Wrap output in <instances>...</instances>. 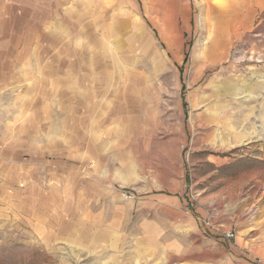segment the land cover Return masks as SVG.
Returning a JSON list of instances; mask_svg holds the SVG:
<instances>
[{"label":"rangeland","instance_id":"rangeland-1","mask_svg":"<svg viewBox=\"0 0 264 264\" xmlns=\"http://www.w3.org/2000/svg\"><path fill=\"white\" fill-rule=\"evenodd\" d=\"M0 264H264V0H0Z\"/></svg>","mask_w":264,"mask_h":264},{"label":"built area","instance_id":"built-area-1","mask_svg":"<svg viewBox=\"0 0 264 264\" xmlns=\"http://www.w3.org/2000/svg\"><path fill=\"white\" fill-rule=\"evenodd\" d=\"M225 235H226V237L229 238V239H230V238H233V236H234L233 233H231V232H227Z\"/></svg>","mask_w":264,"mask_h":264}]
</instances>
